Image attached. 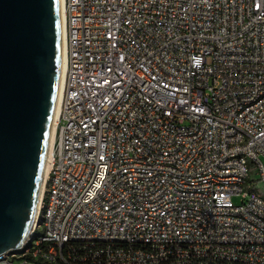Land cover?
I'll use <instances>...</instances> for the list:
<instances>
[{
  "label": "built area",
  "instance_id": "obj_1",
  "mask_svg": "<svg viewBox=\"0 0 264 264\" xmlns=\"http://www.w3.org/2000/svg\"><path fill=\"white\" fill-rule=\"evenodd\" d=\"M65 13L41 208L0 264H264V0Z\"/></svg>",
  "mask_w": 264,
  "mask_h": 264
},
{
  "label": "water",
  "instance_id": "obj_2",
  "mask_svg": "<svg viewBox=\"0 0 264 264\" xmlns=\"http://www.w3.org/2000/svg\"><path fill=\"white\" fill-rule=\"evenodd\" d=\"M60 62V0H0V255L32 230Z\"/></svg>",
  "mask_w": 264,
  "mask_h": 264
},
{
  "label": "bare ground",
  "instance_id": "obj_3",
  "mask_svg": "<svg viewBox=\"0 0 264 264\" xmlns=\"http://www.w3.org/2000/svg\"><path fill=\"white\" fill-rule=\"evenodd\" d=\"M60 16H61V62H60L59 86H58V92H57V97H56V102H55L53 123L51 127L49 146H48V151H47V156H46V161H45V166H44L43 179H42L41 188H40V195L38 199L37 210H36V215L33 221L32 229L34 228L36 224L37 215H38L39 209L41 208L42 191H43L45 180L48 177V174L51 168L52 147H53L54 138H55L56 126L59 121L60 111H61V98H62L64 76H65V71H66V47H67L65 0H60Z\"/></svg>",
  "mask_w": 264,
  "mask_h": 264
},
{
  "label": "rangeland",
  "instance_id": "obj_4",
  "mask_svg": "<svg viewBox=\"0 0 264 264\" xmlns=\"http://www.w3.org/2000/svg\"><path fill=\"white\" fill-rule=\"evenodd\" d=\"M252 178L255 179L257 178V176L255 174H252ZM257 189L264 194V184L262 182H258ZM233 200L235 203H240L239 197H234Z\"/></svg>",
  "mask_w": 264,
  "mask_h": 264
}]
</instances>
